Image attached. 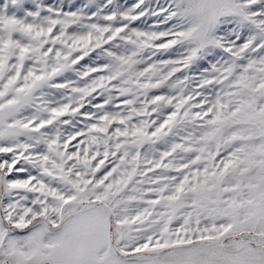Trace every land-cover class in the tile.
I'll return each instance as SVG.
<instances>
[{"label":"snow or ice","instance_id":"6c2138e0","mask_svg":"<svg viewBox=\"0 0 264 264\" xmlns=\"http://www.w3.org/2000/svg\"><path fill=\"white\" fill-rule=\"evenodd\" d=\"M0 264H264V0H0Z\"/></svg>","mask_w":264,"mask_h":264},{"label":"rangeland","instance_id":"374dc122","mask_svg":"<svg viewBox=\"0 0 264 264\" xmlns=\"http://www.w3.org/2000/svg\"><path fill=\"white\" fill-rule=\"evenodd\" d=\"M121 2H123V0H121ZM129 3L133 2V0H128Z\"/></svg>","mask_w":264,"mask_h":264}]
</instances>
